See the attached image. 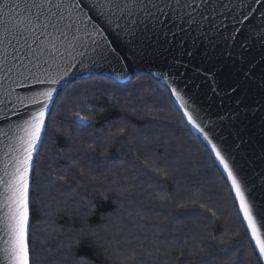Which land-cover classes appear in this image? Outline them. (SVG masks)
<instances>
[{"label": "trees", "instance_id": "16d2710c", "mask_svg": "<svg viewBox=\"0 0 264 264\" xmlns=\"http://www.w3.org/2000/svg\"><path fill=\"white\" fill-rule=\"evenodd\" d=\"M29 243L30 264H261L212 155L144 73L59 93L31 176Z\"/></svg>", "mask_w": 264, "mask_h": 264}, {"label": "snow or ice", "instance_id": "6c2138e0", "mask_svg": "<svg viewBox=\"0 0 264 264\" xmlns=\"http://www.w3.org/2000/svg\"><path fill=\"white\" fill-rule=\"evenodd\" d=\"M261 0H252L260 4ZM217 0H0V259L3 264H30V178L35 171L47 133L46 117L54 103L57 85L77 65L87 67L94 58L119 59L112 46L115 38L131 57L159 56L167 51L179 34L181 45L193 32L208 42L217 33ZM241 0L232 11L246 21L256 9ZM243 23V21H238ZM236 31H240L237 29ZM264 32V29L261 30ZM163 35L164 44L159 40ZM153 37L156 39L154 40ZM193 37V43L196 42ZM183 51L179 55H183ZM193 53L188 51V55ZM179 64L180 61H174ZM187 68L188 66L185 65ZM223 65L209 69L195 67L210 89L218 87L216 73ZM237 72L249 77L243 66ZM35 85L43 90H32ZM171 87V86H170ZM25 88L24 91H15ZM231 91L235 88L230 86ZM171 94L183 110L188 124L195 128L211 147L235 194L247 231L264 259V210L254 209L246 196V188L229 162L230 147L221 148L197 121L187 102L175 87ZM87 110V102H85ZM9 113L16 120H9ZM225 117L221 116L223 120ZM90 116L74 114L73 123L80 128L90 126ZM183 207V206H178Z\"/></svg>", "mask_w": 264, "mask_h": 264}, {"label": "water", "instance_id": "95a60500", "mask_svg": "<svg viewBox=\"0 0 264 264\" xmlns=\"http://www.w3.org/2000/svg\"><path fill=\"white\" fill-rule=\"evenodd\" d=\"M244 2L251 4L252 7L241 9L242 11L256 9L248 20L244 21L242 16L232 11L231 6L238 7L241 0H217L218 5L227 4L230 7L215 8L218 34H212L211 42L206 41L203 36L196 37V33L193 32L191 36L185 37L187 42L181 45L178 42L181 39L179 34L176 35L175 40L169 35L167 39L171 44L166 52L161 50L162 54L159 56L129 58L120 42L109 36L112 46L120 53L119 59L109 55L107 58H94V63H89L87 67L77 65L61 84L56 86L58 92L54 93V103L50 107V112L59 93L74 81L91 76H103L124 84L138 74H147L168 91L191 133L210 152L235 202V194L227 175L212 154L208 142L201 133L188 124L183 116V110L171 94L172 87L184 97L186 106L209 133L213 142L221 148L230 147L229 162L234 166L238 178L242 180L247 190V198L254 209L264 210V32L261 31L264 29V0H261L260 4H252V0H244ZM237 29L240 31H236ZM193 37H196L195 43ZM159 43H165L163 35ZM189 50L193 53L191 56L188 55ZM181 51L183 55H179ZM174 61L180 63L176 64ZM185 65L188 67L186 68ZM218 65H223V69L216 73L218 87L212 92L211 81H205L203 75L197 74L194 68L202 67L207 70ZM241 66L245 71H249V77L237 72ZM230 86L235 88L234 92L230 90ZM24 90L25 88L15 89V91ZM32 90L43 89L33 85ZM2 114L3 109L0 107V115ZM221 116L225 118L221 120ZM8 119L15 121L16 117L9 113ZM2 157L3 151H0V158ZM236 204L239 211L238 203ZM240 216L247 229L241 213ZM261 219L264 222V218ZM261 232L264 235V227L261 228ZM248 234L259 258L255 243L249 232ZM259 260L264 264V259ZM0 264H3L2 259Z\"/></svg>", "mask_w": 264, "mask_h": 264}]
</instances>
